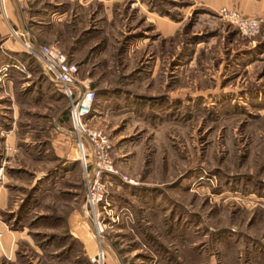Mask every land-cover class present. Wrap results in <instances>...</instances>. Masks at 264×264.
Segmentation results:
<instances>
[{
    "label": "rangeland",
    "instance_id": "1",
    "mask_svg": "<svg viewBox=\"0 0 264 264\" xmlns=\"http://www.w3.org/2000/svg\"><path fill=\"white\" fill-rule=\"evenodd\" d=\"M219 8L0 0V264H98L84 242L103 264H264V20L243 36ZM26 44L79 65L135 182L102 176L101 237L71 101Z\"/></svg>",
    "mask_w": 264,
    "mask_h": 264
},
{
    "label": "built area",
    "instance_id": "2",
    "mask_svg": "<svg viewBox=\"0 0 264 264\" xmlns=\"http://www.w3.org/2000/svg\"><path fill=\"white\" fill-rule=\"evenodd\" d=\"M218 13L224 20L234 25L241 35L247 37L256 35L264 20V16L244 15L235 8L220 7ZM26 47L29 54L41 61L45 73L59 85L62 93L71 101L70 123L77 135V144L87 179L86 205L93 216L96 234L101 237L105 224H101L100 216L105 212L115 222L114 215H111L106 210V206L102 204L106 192L105 184L101 181L102 176H117L124 182H135L112 163L111 141L105 131L88 124V115L92 110L95 91L87 81L80 80L79 65L69 60L67 54L55 45L35 47L26 44ZM87 159L92 162L89 169ZM103 258L104 252L102 248H99L92 260L103 264Z\"/></svg>",
    "mask_w": 264,
    "mask_h": 264
},
{
    "label": "crops",
    "instance_id": "3",
    "mask_svg": "<svg viewBox=\"0 0 264 264\" xmlns=\"http://www.w3.org/2000/svg\"><path fill=\"white\" fill-rule=\"evenodd\" d=\"M211 3L214 4V6L236 8L240 12L247 15H254V14L256 15V14L264 13V1H260V0H211ZM75 218H77V216H75ZM9 240L10 238L6 239L7 243H9ZM90 243L92 247H90L86 242H84V245L89 257L92 256L94 257L98 250L95 251V245L92 242Z\"/></svg>",
    "mask_w": 264,
    "mask_h": 264
},
{
    "label": "trees",
    "instance_id": "4",
    "mask_svg": "<svg viewBox=\"0 0 264 264\" xmlns=\"http://www.w3.org/2000/svg\"><path fill=\"white\" fill-rule=\"evenodd\" d=\"M31 55V54H30ZM69 121H70V116H69Z\"/></svg>",
    "mask_w": 264,
    "mask_h": 264
}]
</instances>
